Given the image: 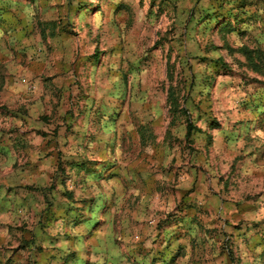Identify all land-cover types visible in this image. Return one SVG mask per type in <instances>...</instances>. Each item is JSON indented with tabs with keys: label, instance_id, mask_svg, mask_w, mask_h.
Masks as SVG:
<instances>
[{
	"label": "rangeland",
	"instance_id": "rangeland-1",
	"mask_svg": "<svg viewBox=\"0 0 264 264\" xmlns=\"http://www.w3.org/2000/svg\"><path fill=\"white\" fill-rule=\"evenodd\" d=\"M0 264H264V0H0Z\"/></svg>",
	"mask_w": 264,
	"mask_h": 264
}]
</instances>
